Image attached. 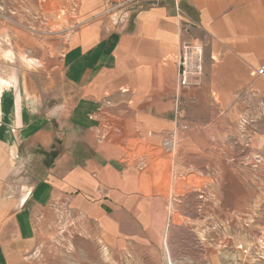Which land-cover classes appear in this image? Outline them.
<instances>
[{"label":"crops","instance_id":"obj_1","mask_svg":"<svg viewBox=\"0 0 264 264\" xmlns=\"http://www.w3.org/2000/svg\"><path fill=\"white\" fill-rule=\"evenodd\" d=\"M74 12L75 24L64 38L61 54L58 44L43 47L34 39L33 48H28L25 32L0 25V264H48L40 251L44 242L38 232L44 224L39 217H51L59 197L68 198L82 180L89 193L86 228L97 230L98 246L105 247L109 226H118L110 216L123 215L117 211L123 209V196L154 193L155 185L165 182V168L140 160L130 165L116 153L128 136L122 104L171 106L177 57L184 43L202 44L204 72L210 80L212 72H250L264 64V0H136L120 9H114L110 0H82ZM16 64L19 68L10 70ZM212 86V81L203 80L195 101L202 102V91ZM50 103H54L50 110H44ZM70 104L77 115L73 120L86 113V120L120 123V131L102 141L97 139L101 123L96 129L86 127V141L78 143L86 148V164L80 169L74 160L68 161V153L67 163L63 157L50 164L42 160L43 154L62 148L50 121L66 118L62 108ZM108 104L116 107L108 109ZM165 119L168 128L170 116L159 120ZM132 129L136 139L156 131L153 121ZM154 138L150 144L156 146ZM244 138L239 140L243 155L227 165L243 186L252 179L245 154L250 146L244 145ZM258 150L261 153V146ZM255 166H262L260 154ZM96 192L98 203L91 208ZM245 197L243 209L249 205V186ZM153 199L144 207L150 216L155 215Z\"/></svg>","mask_w":264,"mask_h":264},{"label":"rangeland","instance_id":"obj_2","mask_svg":"<svg viewBox=\"0 0 264 264\" xmlns=\"http://www.w3.org/2000/svg\"><path fill=\"white\" fill-rule=\"evenodd\" d=\"M80 2L82 0H0V25L25 32L28 48H33L34 39L43 43V47L58 44L61 54L64 38L75 24L74 11ZM176 10L182 12L181 8L176 7ZM31 39L32 44H29ZM15 68L19 66L12 65L10 70ZM257 69L212 72L210 80L203 67V80L212 81L214 86L202 91V102H196L195 97L203 90V80L199 88L184 91L178 90L176 80L171 106L122 104L126 116L124 133L128 136H124L116 153L121 161L130 165L140 160L153 163L154 168L157 165L165 168L166 180L155 185L154 193L139 192L131 199L123 196V209L117 210L123 215L110 216L118 226H109L112 230L106 232L108 245L105 247L104 243L98 246L100 233L86 228L89 221L86 195L89 193H86V182L81 179L82 184L78 183L81 186H76L68 198L59 197L57 205L52 206L51 217H39L44 224L38 232L44 242L40 251L47 263L264 264V78L257 74ZM124 92L130 94V91ZM50 104L44 105V110L49 111L54 103ZM66 106L62 108L67 113L66 118L50 121L59 134L57 143L63 146L58 152H49L53 153L51 156L47 152L41 158L46 164L57 157H63L66 163L74 160L76 169H80L86 164V148L78 143L86 141V127L96 129L101 123L97 139L102 141L118 133L120 123L96 117L86 120V113H82L83 119L73 120L76 110L68 108L71 104ZM107 107L116 106L108 104ZM167 115L171 120L168 128L164 127L166 119L159 120ZM151 121L156 127L153 135L145 133L143 139H136L132 127ZM174 131L177 146L169 154L162 143L169 133L172 137ZM242 136L244 145L250 146L245 154L249 156L246 161L251 165L252 175L251 182L245 186L237 183V178L227 168L229 162L243 155L239 142ZM154 137L158 138L156 146L150 144L155 141ZM77 139L82 140L75 142ZM112 154L116 156L115 151ZM259 154L262 166L256 168ZM37 159L40 158L37 156ZM59 178L61 180L62 176ZM120 186L123 191L127 190L126 183ZM248 186L249 205L243 209L244 203H248L244 198ZM95 194V201L89 204L91 208L98 203L100 194ZM71 197L76 199L74 203ZM148 199L154 200V216L144 208ZM135 206L138 207L134 209Z\"/></svg>","mask_w":264,"mask_h":264},{"label":"built area","instance_id":"obj_3","mask_svg":"<svg viewBox=\"0 0 264 264\" xmlns=\"http://www.w3.org/2000/svg\"><path fill=\"white\" fill-rule=\"evenodd\" d=\"M114 9L126 8L133 4L136 0H110ZM203 46L200 43L187 42L181 46L177 57V87L179 91L190 88H199L203 80ZM257 74L264 78V64L257 69ZM176 131L173 136L171 133L164 138L163 148L171 154L177 146Z\"/></svg>","mask_w":264,"mask_h":264}]
</instances>
